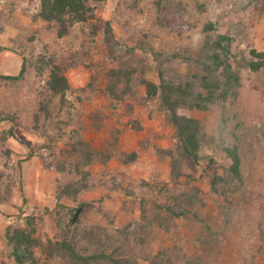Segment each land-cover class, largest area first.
I'll return each instance as SVG.
<instances>
[{"label": "rangeland", "instance_id": "rangeland-1", "mask_svg": "<svg viewBox=\"0 0 264 264\" xmlns=\"http://www.w3.org/2000/svg\"><path fill=\"white\" fill-rule=\"evenodd\" d=\"M124 1L130 3L134 0ZM138 1L140 8L148 10L153 0ZM181 1L187 3V0ZM199 3L204 4V12L200 16L202 22L209 20L215 25L212 36L223 35L229 39L232 55L227 58V62L233 72L242 78L240 108L227 110L229 116L235 112L240 116L237 119L241 124L234 133L239 140L236 147L242 161L239 170L241 188L236 194H229L227 201L209 191L212 175L221 176L222 168L228 167L230 162L224 151L205 143L199 153L204 158L199 160L198 165H193L189 160L188 167L183 170L194 178L182 177L178 190L193 187L203 191L206 206L203 208L205 222L201 226L207 228L204 231L206 236L204 233L199 235L198 228L184 219H175L168 229L153 230L140 246L136 243L129 245L131 248H128L126 258H135V264H264V67L255 72L249 65L264 61V0H222L220 3L217 0H199ZM122 4V0H107L103 4H95L97 8L94 23L100 25V33L96 36V47L88 44L86 60L97 64L103 57V54L101 57L99 54L103 53L102 31L105 21H112L115 38L124 36L123 28L127 22L133 31L159 34L153 19L148 20L146 14L129 17L128 10ZM172 4L175 5V2ZM37 5V1L0 0V75H17L22 60L30 55H52L54 59L57 58L58 63L78 52L81 38H84L80 27L71 28L65 38L57 39L54 26L39 18L33 19ZM190 9L192 13H196L192 5ZM184 18H187V14ZM198 23L195 28L184 31L180 37L175 34H159L154 38L157 51L169 39L193 50L201 39L202 27ZM136 56L140 57V52H136L135 58ZM191 58L204 59L205 53L193 51ZM98 60L100 61L97 62ZM146 61L152 63L151 57L147 56ZM167 69L168 75L174 71L191 72L190 67L184 66L179 60L175 69L174 66ZM34 74L35 70L29 68L18 91L10 89L0 80V113L17 111L19 117L14 123H0V264H15L14 259L9 257L5 232L8 227L10 233L14 229L25 227L27 216L36 218L35 238L43 243L45 238H55L54 218L57 215L53 213L46 216L45 209L55 210L57 194L67 180L74 176L60 173L54 166L58 161L79 160V155L75 152L79 146L75 145V150L70 146L76 130L83 143L100 150L104 141L109 140L108 132L122 126L125 132L119 136L116 154L134 150L138 152L137 160L128 166H121L116 160L107 164L82 166L81 169L94 178L91 180L100 183L80 194L78 200L95 201L102 198L107 190L105 186L114 185L119 175L124 177L125 185L144 180L150 185L158 186L169 179L166 171L168 158L160 160L157 152L153 153L147 147L155 145L159 150L168 149L174 142L171 136L173 130L166 126L159 112L148 114L149 106L152 105L145 104L142 86H134L132 93L135 97L127 98L126 102L121 103L105 98L99 92V87L106 83L104 74L95 73L93 83L96 89L92 92L87 85L94 73L80 66L68 69L65 76L71 90L66 94V99L73 106L69 116L71 122L68 126H62L61 137L56 138L50 146L49 137L39 135L43 128L50 136L54 133L57 136V131L54 126H48L49 120L45 121L43 114L39 113L38 118L33 117L38 109L37 91L45 87V76L40 79ZM145 78L156 80L151 71L146 72ZM130 103L131 110L126 108ZM50 107L51 119L54 120L58 113L57 100ZM65 111L61 110L58 117L66 122L68 116ZM98 114L103 115V119L100 122L102 127L96 131L91 116ZM191 116L207 124L208 135L215 134L217 108L205 112L195 111ZM131 121H137L139 125H134ZM233 122L230 121L229 124L232 126ZM34 125L38 126V131L33 128ZM11 127L12 132L8 136L7 131ZM226 141L230 142V147L233 146L230 136H226ZM63 150L70 151L71 156L69 153H62ZM174 154L178 155V152L175 151ZM209 158H212V163ZM108 196L110 198L97 205L96 211L89 215L84 213V208H79L72 219L71 229L78 226V233H82L81 226L96 227V230L102 228L105 229L102 236L107 233L113 237L125 230L126 225L141 221L138 205L132 209L123 206L125 195L122 191H112ZM217 200L223 208L214 204ZM59 201L65 204L70 202L69 205L74 207L78 203H71L63 197ZM225 207L230 209L221 218L218 214ZM81 238L79 235L75 240V248L78 250L86 244ZM95 248L96 244L84 252L91 254ZM163 249L168 251L163 252ZM34 252L40 258L39 264H63L61 257L51 258L41 255L38 250ZM169 259L172 263L168 262Z\"/></svg>", "mask_w": 264, "mask_h": 264}, {"label": "trees", "instance_id": "trees-1", "mask_svg": "<svg viewBox=\"0 0 264 264\" xmlns=\"http://www.w3.org/2000/svg\"><path fill=\"white\" fill-rule=\"evenodd\" d=\"M38 2L37 10L33 19H41L56 29L57 39L65 38L71 28L80 27L82 30L80 48L78 52L70 55L68 58L56 62L52 55L32 56L22 60L20 70L17 75H0V80L10 89L18 91V87L23 83L29 68L35 70V76L40 79L44 78L45 87L37 91V110L33 113L34 118L43 114L48 126H54L57 136L47 134L43 128L39 136L49 137L50 146L56 141V138L62 135V126H68L71 122L70 110L72 104L66 99V94L71 90L68 80L65 76L66 71L71 68L82 67L88 72L94 73L91 76V82L87 88L95 91L94 86L95 73L105 75V84L99 87V92L105 97L114 99L118 102H126L127 98L133 97L132 89L134 86L144 88V101L149 106L148 114L159 112L163 117L166 126L172 128L171 134L174 142L166 150H159L155 145L147 147L149 151L156 153L160 160L168 158L167 172L169 179L162 184L150 185L144 180H139L124 184V177L119 175L114 185L105 186L106 193L104 196L95 201H80L78 196L84 192L90 191L96 184L100 183L92 178L91 174L83 171L82 166H88L94 163L107 164L111 160H116L122 166H128L137 160V150L129 153H117V144L119 136L125 132L124 127L112 129L109 133V140L104 141L100 150L92 148L88 143H83L80 139L79 131H75L73 143L70 145L75 150V145L79 148L75 150L79 155V160L58 161L54 166L60 173L73 174L71 180H67L57 194L55 210L45 209L46 216L55 214L54 223L56 225L55 238H45V243L35 238L36 218L26 217V225L20 229H14L10 233V227L7 228L5 236L9 257L14 259L15 264H39L40 258L36 256L35 250L41 255L54 258L61 257L63 264H135V258H126V253L131 244L144 243L153 230L156 228L168 229L173 220L182 218L195 226L199 230V235L203 234L207 228L202 227L201 223L205 222L203 208L206 206L203 191L193 187H187L179 191L178 185L182 183V177L193 179V175H188L184 168H187L188 161L191 160L193 165H198L199 160L204 157L199 155L201 147L206 143L214 145L218 150L226 153L230 165L223 167V174L218 176L212 175L209 183V191L215 196L228 200L229 194H236L240 191L239 170L242 165L236 144L239 140L235 131L239 127V113L235 112L232 116L228 115V109L236 110L240 108V88H242V78L236 72H233L230 64L227 62L232 54L230 53L229 39L223 35L212 36L214 24L205 20L202 22L200 16L204 12V4L199 0H153L150 2V8L143 10L139 7V1L132 2L122 0L124 9L128 10V15H145L153 19L157 24V31L161 35L169 36L175 34L180 37L184 31L195 28L198 22L201 23V39L197 46L191 51L186 45H177L175 41L166 40L165 46L161 50L156 49L154 38L159 35L150 32H136L130 29L128 23L123 28L124 36L115 38L113 36L112 21H105L103 27V57L93 63L86 60L88 55V44L96 47L98 42L96 36L99 34L100 25L95 24L96 3H105L107 0H29L30 3ZM219 3L222 0H217ZM175 2V5L172 3ZM192 5L196 13L190 9ZM139 7V8H138ZM187 14V18L184 16ZM98 18V17H97ZM97 20V19H96ZM195 21V24L193 23ZM181 23V26H178ZM165 28V30L163 29ZM163 29V33L161 30ZM162 38V37H161ZM225 42V44H224ZM193 51H203L204 59H192ZM136 52H140V57L135 58ZM150 56L152 63L146 61ZM258 56V55H257ZM260 57V55H259ZM178 60L184 65L189 66L190 73H181L174 71L168 73V67L178 65ZM253 71H258L264 67V61L250 63ZM151 71L156 80L145 78L146 72ZM47 73V75H44ZM245 75V74H244ZM243 75V76H244ZM94 82V83H93ZM84 91V89H82ZM135 97V96H134ZM57 100V112L65 109L68 116L67 121H62L55 115L51 119V105ZM137 102V101H136ZM229 102V105L226 103ZM139 104V102H137ZM132 103L127 105L131 110ZM235 107H237L235 109ZM218 110L216 119L215 134L208 135L207 124L194 119L192 112H205ZM239 110V109H237ZM16 112L0 113L1 122L14 123L18 119ZM238 118V119H237ZM103 115H92L91 121L94 129L98 131L101 126ZM230 121H234L232 126ZM134 125L137 121H131ZM139 125V124H138ZM38 131V126L33 127ZM137 128V126L135 127ZM12 127L7 131L11 135ZM226 136L233 140V146L226 141ZM151 140V139H150ZM149 140V143H150ZM238 140V141H237ZM236 142V143H234ZM48 147V146H46ZM178 152L175 155L174 152ZM69 153L70 151H61ZM8 154L9 151H6ZM213 162L212 158L208 159ZM194 167V166H193ZM238 181V182H237ZM112 191H122L125 195L123 206L137 208L141 213V221L126 225L125 230L118 236H109L102 232L105 229L96 227H82V233H78V226L72 228V219L79 208H84V213L89 215L96 211V206L110 197ZM64 198L71 203H77L72 206L60 202ZM220 209L223 206L219 201H214ZM99 209V207H98ZM230 208L225 207L219 217L224 218ZM163 210V211H162ZM61 211V212H60ZM63 211V212H62ZM60 212V213H59ZM111 222V221H110ZM137 224V226H136ZM81 235L86 243L85 246L75 248L76 237ZM206 236V234L204 233ZM96 244V248L91 254L84 251L91 249ZM168 251L163 249V252ZM160 256V255H159ZM168 262L172 263L171 259ZM200 264V263H197Z\"/></svg>", "mask_w": 264, "mask_h": 264}]
</instances>
